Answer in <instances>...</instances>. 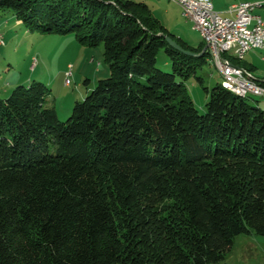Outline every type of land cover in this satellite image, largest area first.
<instances>
[{
  "label": "trees",
  "instance_id": "trees-1",
  "mask_svg": "<svg viewBox=\"0 0 264 264\" xmlns=\"http://www.w3.org/2000/svg\"><path fill=\"white\" fill-rule=\"evenodd\" d=\"M8 11L103 44L110 75L66 121L42 81L0 97V264H217L237 236H264V109L217 83L200 113L185 81L210 52L164 34L195 52L203 39L143 1L0 0Z\"/></svg>",
  "mask_w": 264,
  "mask_h": 264
},
{
  "label": "rangeland",
  "instance_id": "rangeland-1",
  "mask_svg": "<svg viewBox=\"0 0 264 264\" xmlns=\"http://www.w3.org/2000/svg\"><path fill=\"white\" fill-rule=\"evenodd\" d=\"M149 5L153 14L172 32L184 38L191 46H198L201 33L194 22L182 14L174 0H135ZM218 0H215L217 4ZM221 5V4H220ZM263 8H257L256 13ZM0 97H7L18 85L33 80L44 82L50 92L45 105L54 106L62 121L72 114L74 103L83 100L97 82L110 75L104 56V45L88 46L77 40L73 33H42L29 30L12 12H0ZM198 68L196 75L185 81L200 113L207 111L209 94L206 87L221 83L215 61L210 60ZM252 64L254 76L264 78V50L253 49L243 60ZM157 66L173 72V63L164 49L159 51ZM69 84L67 85V74ZM248 97V96H247ZM247 101L264 109V96L250 95ZM217 264H264V236L255 233L239 235L228 257Z\"/></svg>",
  "mask_w": 264,
  "mask_h": 264
},
{
  "label": "built area",
  "instance_id": "built-area-1",
  "mask_svg": "<svg viewBox=\"0 0 264 264\" xmlns=\"http://www.w3.org/2000/svg\"><path fill=\"white\" fill-rule=\"evenodd\" d=\"M182 14L194 22L200 31L208 51H220L225 65V73L231 82V89L246 90L253 96H264V88H259L257 79L250 69L233 65L229 47L237 46V53L246 55L247 42H264V14L256 13L259 0H235L224 15L216 10L212 0H180ZM247 29L246 39H230L229 30ZM4 36L0 45H4ZM212 60V59H210ZM213 61V60H212ZM68 75L66 84L68 85Z\"/></svg>",
  "mask_w": 264,
  "mask_h": 264
},
{
  "label": "bare ground",
  "instance_id": "bare-ground-1",
  "mask_svg": "<svg viewBox=\"0 0 264 264\" xmlns=\"http://www.w3.org/2000/svg\"><path fill=\"white\" fill-rule=\"evenodd\" d=\"M180 5V0H174ZM264 6V0H259V7ZM248 37V30L247 29H231L229 30V38L230 39H246ZM253 49H261L264 50V42H247V50H253ZM210 57L215 61L216 66L218 67V70L220 74L222 75V82L221 85L234 92L235 94L241 96V97H247L250 96L248 91L246 90H239V89H231V82L229 81V77L227 75H224L225 73V65L223 62L222 55L220 51H209ZM229 55H232V59L236 60H243L245 55H242L240 53H237V46H230L229 47ZM234 66H237L241 69H247L242 66L236 65L233 63ZM69 82V80H68ZM259 88H264V86L259 84Z\"/></svg>",
  "mask_w": 264,
  "mask_h": 264
},
{
  "label": "crops",
  "instance_id": "crops-1",
  "mask_svg": "<svg viewBox=\"0 0 264 264\" xmlns=\"http://www.w3.org/2000/svg\"><path fill=\"white\" fill-rule=\"evenodd\" d=\"M213 1V4H214V7H215V9L216 10H218V11H220L222 14H224V15H227L228 14V8H229V6L235 1V0H218V2H217V4H215V0H212ZM221 4V5H220ZM261 8H263L260 12H258V13H260V14H264V6L263 7H261ZM20 21V20H19ZM202 41V37H201V40H200V42ZM240 65H242V66H244V67H247V68H254V66L252 65V64H246V63H244V62H241V64ZM252 71V70H251ZM220 74V73H219ZM221 75V74H220ZM256 77V76H255ZM221 78H222V76H221ZM257 79H260V78H258V77H256ZM253 234V233H252ZM251 235V234H250ZM234 247V246H233ZM233 250V249H232ZM229 255V254H228ZM228 257V256H227ZM226 257V258H227ZM225 258V259H226ZM224 259V260H225ZM223 260V261H224Z\"/></svg>",
  "mask_w": 264,
  "mask_h": 264
},
{
  "label": "water",
  "instance_id": "water-1",
  "mask_svg": "<svg viewBox=\"0 0 264 264\" xmlns=\"http://www.w3.org/2000/svg\"><path fill=\"white\" fill-rule=\"evenodd\" d=\"M166 40L168 41V43L174 47L175 49L182 51L188 55H193V56H201L206 50H207V45L204 46L203 50L201 52H195L189 49H185L183 46H181L175 39L172 38V36L168 35V34H164Z\"/></svg>",
  "mask_w": 264,
  "mask_h": 264
}]
</instances>
